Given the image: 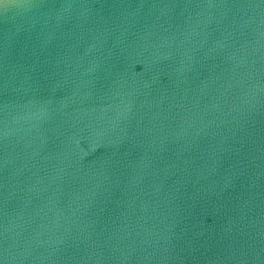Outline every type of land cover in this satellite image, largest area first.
<instances>
[{"label": "water", "instance_id": "obj_1", "mask_svg": "<svg viewBox=\"0 0 264 264\" xmlns=\"http://www.w3.org/2000/svg\"><path fill=\"white\" fill-rule=\"evenodd\" d=\"M0 264H264V0H0Z\"/></svg>", "mask_w": 264, "mask_h": 264}]
</instances>
